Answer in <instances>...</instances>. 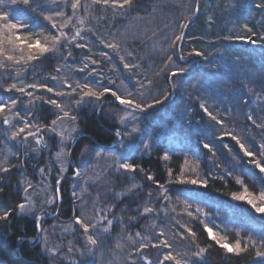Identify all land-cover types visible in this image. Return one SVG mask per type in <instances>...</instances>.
<instances>
[{
	"label": "trees",
	"instance_id": "trees-1",
	"mask_svg": "<svg viewBox=\"0 0 264 264\" xmlns=\"http://www.w3.org/2000/svg\"><path fill=\"white\" fill-rule=\"evenodd\" d=\"M176 1L133 0V4L124 9L113 8L110 4L104 8L106 10L104 22H102L104 28L100 25L98 27L100 29L95 32H91L88 25L84 28V34L86 33V38H89L84 40L85 42L77 38L68 45L61 44L58 49L38 56V59L33 63L31 60H27L26 56L21 60L17 70L22 75V81H25L27 85L31 83L51 87L53 92L46 91L45 87L35 88L34 101L30 103L32 105L26 112L17 114L21 119L27 118L36 131L40 129L36 133L44 138V143L47 146L42 150H37L36 153H31L32 148L19 149L16 142L10 146V155L6 162L7 165L4 167L8 171L0 172V216L8 213L6 220H0V263L47 264L41 255L40 245L36 238L37 225H40L39 229L42 231L44 227H49L53 221L67 223L77 216V210L72 205L68 191L71 184L70 179H59V183H57L58 171L54 168L52 152L49 151L48 155L45 154L46 149L51 150L58 143L51 129L55 125L52 124V121L56 120L57 122L59 118L56 107L51 103H45V101L55 99L58 102V95H55L57 91L66 93L72 91L73 88V92L79 96L70 102L72 107H69L71 112L69 117H75L71 122L75 125L80 136H83L77 140L71 151L70 157L73 160H76L83 147L91 148L101 154H108L113 150L117 152L116 146H114L118 142L115 132L119 127L113 120L105 118L104 107L99 112L103 101L99 102L90 97L79 105L75 101L80 100L83 91L87 90L83 88L85 84L94 91H103L106 85L101 82L104 79H100V81L97 79L103 73L106 74L108 80L109 76H124L122 69L125 62L136 64L138 68L140 65L143 67L139 68L138 77H136L134 67L131 68L138 83L143 84V80H146L147 83L151 81L150 85L144 84V87L147 85L146 91L150 96L148 99L141 100L142 104L146 107L150 104V100L154 104L156 100H162L160 106L155 104L156 106L149 108L148 111L138 114V117L154 119L163 116L158 120L164 121L165 119L166 122L175 117L173 105H162L168 100L171 93L169 85L171 74L166 71L168 65L160 53L152 55V52L148 51L149 43H145L142 41L143 39L132 37L131 40L124 39L121 41L122 44L117 45V49L122 48L125 53H117L115 57H108L109 62L104 63L103 58H106L109 51L106 50L108 53H105V47L100 48L99 42L106 43V34L114 35L117 31L120 34L123 32L125 22L136 19L148 23H145L148 29L144 28V32L147 30L145 38L157 34L159 29L167 28L170 19L176 23L173 25L178 28L181 16L178 15L180 10L177 11V7H175ZM184 2L183 4L180 0V4H183L185 8L187 4L191 5L190 14L194 13L195 0H184ZM227 2L231 4L232 10L229 15L223 16H226L225 18L230 22L238 20L236 28L240 32V36L250 37L255 43H246L244 40L230 38L228 26L224 24H222L223 26L218 25V30L211 27L210 32L206 33L205 26L198 23V32L194 31L195 34L191 35L189 32L193 30L194 24H192L185 36L187 38L194 36L192 40L196 39L190 41V45L196 49L198 47L205 49V53L210 57H208L207 65L201 64L200 58L191 59L190 63L197 60L198 67L200 64L202 69L204 66L212 69L196 72L198 69L196 68V73L193 72L188 76V79L192 80V84H196L189 88L187 100L181 101L178 105L179 110H181L180 108L184 109V116L188 119L185 127L177 129V135L182 138V145L174 151H168L164 143L160 142L151 148L152 150L147 156L120 153L123 161L134 166L136 170L127 173L121 172L120 175L123 176H111L109 172L106 175L114 182L112 187L105 188L108 191L111 190L106 194V203L110 205L112 213L119 216L127 228L132 229L131 232L137 230L144 233L150 221L146 217L148 213H143L145 208H152L151 215L157 210L167 212L166 220L161 226L175 234L171 236V240L176 244L172 243L169 238L161 239L167 245H176L173 246L177 250L174 251L175 255H182V251L190 254L189 256L192 257L188 264H259L260 260L255 255L257 248L253 247V241L257 247L264 244V241L261 240V237L264 236V214L256 213L245 201L232 198L234 193L243 194L245 189L254 198L264 195V173L256 168V163H260L264 167V154H262L264 149L261 148V145H264V103L260 101V97H264V40L259 39L264 36V19L258 20L264 16V8L257 7L258 4H264V0H218V4L213 5L214 11H220L222 5L227 6ZM5 4L8 6L7 9L1 6ZM46 5L47 1L42 2L41 0H29L27 6L23 4V0H17L16 4H12L11 0H0V11L9 14L11 17L9 22H23L25 27L22 30H17L16 34L30 35L33 36L32 39L45 34L44 39L42 38L43 41L50 37L53 38L56 34L43 20ZM92 5L93 2L87 11H91L92 8H100L96 4L94 7ZM110 21L113 23L111 28L105 30L109 27ZM245 26L250 28L251 32L246 31ZM41 29L43 30L40 31ZM182 30L179 26V34ZM109 36L111 35L108 34L107 37ZM155 37L157 38L156 35ZM184 40L180 50V55L183 57L188 52L187 43ZM77 44H84L86 47L78 48ZM145 45L149 47L148 53L145 51V55L142 56ZM172 45L174 54L177 55L178 41ZM25 50H27L26 47ZM18 53L19 51H15L11 55L19 57ZM118 55L124 57L123 62L121 59L119 60ZM178 62L184 63L179 60ZM95 70L98 75L92 73ZM113 70H116L117 75L111 74ZM149 72H153L151 77H147ZM199 72H202L201 76H199ZM196 74L198 80L195 79ZM252 75L254 76L252 77ZM178 78L181 77H172L171 85H175L174 82ZM1 81L3 79H0ZM56 81L59 83L56 84ZM62 81H65L66 84H60ZM259 84L262 86L261 89ZM124 86L126 87L125 84ZM104 98L106 101H111L109 95H104ZM12 100L15 99H9L10 102ZM0 102L3 101L0 100ZM59 103H61L60 100ZM174 103L176 105V102ZM202 104L211 113V116L205 114L201 107ZM108 107L124 111L117 106L108 105ZM14 114H16L15 111ZM167 116L171 119L166 118ZM212 116H215L216 120L221 123L213 120ZM13 127L16 128V123ZM3 128L4 126L0 125V138L5 140L6 135L4 136L2 132ZM233 135L240 143L231 138ZM205 144H208L211 150L206 149ZM241 144L244 145L245 150L252 152V156L244 155ZM165 156L167 159H164ZM32 165L35 166V169H42V174L50 172L49 182L54 186L56 198L57 193L60 198V209L58 207V212L55 210L53 212L55 217L48 219L47 215L42 214L39 216L41 219L39 222L36 218L18 214V205L23 203L24 180L36 182ZM149 175L153 177L152 180L148 179ZM191 179L206 182V186H200L199 183L197 185L180 183L182 180ZM237 180L241 183H237ZM117 195H120L118 200ZM149 197H151L150 203L147 202ZM201 206L210 212V215L211 210L215 211V215L212 212V220H215L213 223L219 228L225 229L230 226L229 224L246 226V229L244 228L246 233L241 238L239 236L238 239H240L242 247V239H248L250 243L248 251L241 252L239 255L227 253L212 240L205 231L206 228H212L210 223L206 224L199 220L192 212ZM133 209L138 210L137 214H134ZM182 209L189 213L184 228L179 226V214ZM227 215L231 217L228 221L224 218ZM129 219L137 221L135 227H131L133 226L132 222L129 225ZM159 222L161 223V220ZM115 228L118 229V226L114 224L113 229ZM180 232H183V236L178 234ZM144 236L147 235L144 234ZM225 236L229 240V244H234L237 241L233 234ZM152 244L148 250L142 253L149 261L152 260L156 251ZM75 246L82 247L79 242H76ZM201 248L204 249L203 254L199 257L194 256L193 254ZM151 249L152 255H150Z\"/></svg>",
	"mask_w": 264,
	"mask_h": 264
},
{
	"label": "rangeland",
	"instance_id": "rangeland-1",
	"mask_svg": "<svg viewBox=\"0 0 264 264\" xmlns=\"http://www.w3.org/2000/svg\"><path fill=\"white\" fill-rule=\"evenodd\" d=\"M41 1H47V5L43 14V20L56 34L53 38L50 37L47 40L45 39L43 41L42 38L45 37V34L41 35L40 37L38 36V39H32L33 36H27L26 34H17L21 36L22 44L34 43L36 40H39L42 46L51 48L53 46V41L56 40L57 37H59V40L56 42L54 48V50H56V48L58 49L61 44L68 45V38L75 36L77 32L80 33V36L77 38L81 39L83 42H85L84 40H88L89 38H86L85 36L86 33L84 34L83 32L84 28L87 25L88 27H90L91 32H95L97 31V29H100L98 28L100 25L103 27L102 22H104V13L106 11L104 10V8H106L107 6L96 4L97 7L100 8H92L91 11H87V9L91 8L90 4L92 3V0H78V7L75 10L72 9L71 5L73 3H77V0ZM196 1L197 0H195V5L193 7L194 10ZM183 2L184 0H181V3ZM183 4H180V0H177L175 3V7H177V11L180 10V13L178 14L181 16L180 24L183 23L186 25L187 21H189L193 17L194 13L190 14L192 10L191 5L188 6L187 4L188 8H185ZM215 4H218V0H199L198 13L195 21L192 23L195 27L193 26V30H191L189 33L191 35H194V31L198 32V23L201 26H205L204 31L206 33L210 32L211 27L212 29L216 28L218 30V25L223 26L222 24H224L228 26L229 36H231L230 38L237 39V37H240V32L237 31L236 28V22L238 20H233L232 22H230L225 18L226 16H223L225 14L229 15L232 10L230 6L231 4H228L227 2L228 8L226 5H222V11H214L213 5ZM1 6L6 7V9L8 8L6 4ZM92 6L94 7L95 4H93ZM46 16L50 17V19H45ZM262 19H264V16L260 17L258 20ZM146 22L147 21L141 22L139 21V19L125 22L123 24V32L119 34V31H117L116 33H114V35L108 33L111 36L107 37L108 34H106L105 38L107 39L105 40L106 43L118 45L122 44L121 41H123L124 39L131 40L132 37H137L138 39H143L142 41H145V43H149L150 46L149 49V47L145 45L143 53L141 54L142 56L145 55V51H147V49H149L148 51L152 52V55H154V53H160L162 55V58L166 60V64L168 65L166 71H169L170 74L172 72H176L177 75L175 76L181 77L175 80V85L173 84L174 86L172 85L174 95L170 102H168V97V100L166 99L167 101L162 104H170V106L173 105L172 109L175 111V117L171 119L169 116H167L166 118L171 119L168 122H166L165 119L164 121L158 120L163 116L154 119H141L140 117H138V114L142 113H134L127 110L119 111L115 108L105 106L103 108V115L106 119L113 120L119 127L115 132V136L118 142L115 143L114 146H116L115 149L117 150V152L113 150L108 154H101V152H96V150H92L91 148L83 147L79 155L76 157V160H73L70 157V150L71 148L73 149V147H75L77 142L75 141V139L79 137L80 134L77 132L75 125L72 124L71 117H64L63 111H68L70 115L71 112L69 111V107H72V104L70 102L74 100V98L76 99L79 96L77 93L73 92V87L72 91H67L66 93H64V95L57 96L58 103L59 100L61 102V109L56 108L59 118L53 126V129H51V132L53 136L56 137L58 143L55 144L54 147L51 148V150L46 149L45 154L48 155L49 151L52 152L51 158L54 161V168H56L58 171V176L56 175V177H58V180L64 178L70 179L71 184L68 191L70 199L73 203L72 205L77 210L76 217H80L83 222L89 225L88 234L97 239V245L91 246L87 244L86 235L83 232V229L80 228V225L75 224V218L71 219L70 222L67 223L53 221V223H51L49 227H44L42 231H39V236L37 238V241L40 245L41 255L43 259H45L47 264H176L177 261H179L180 264H188L190 258L192 257L189 256L190 254L184 253V251L181 252L182 255H175L174 251L177 250L176 248H173V246H176L174 244L173 246H170V244H168L167 247H165V245H161L163 244L161 243V238H169L171 240V236L175 235L174 233L166 230L161 226L162 223L166 220L165 218L167 212L163 210H157L153 212L152 215L151 213L153 210L151 212H143L144 214L148 213L146 214V217L150 219L145 232L142 233L138 232L137 230H133V232H131L132 229L127 228L126 224L122 222L119 216L112 213L110 205L106 203V194L109 191L111 192V190L108 191L105 188L112 187L114 184L112 180L106 177L107 173L109 172V175L111 176H123L120 175L121 172H129L119 167L120 163H125L120 153L126 152L135 154V156H147L152 150L151 148H153L154 145L160 142L164 143L168 151H174L180 148L183 142L182 138L177 135V129H180V127H185L188 119L184 116V109L180 108L181 110H179L178 105L181 101L187 100V93L189 91V88L193 87L196 84H192V80L190 81L188 79V76L195 72L196 68H198L196 72L199 70L206 71L212 69L207 68L206 66H204V69H202V65L200 64V67H198L197 60H194V62L190 63L191 59L200 58L201 64L207 65L208 57H210L207 53H205V49L199 47L198 49H196L194 46L190 45L189 42L195 41L196 39L195 38L194 40H192L194 36H189L190 38H187L184 35V42L187 43L186 45L188 48V52L185 53V57H183V55L174 54L175 52L172 43L173 41H175V37L181 34H179L180 25L177 28L175 25H173L176 23L172 21V19H170V23L168 24L167 28L159 29V32H157L158 35L154 34L149 38L144 37L146 36L145 32L148 30L147 25H145ZM53 24L56 25L55 28H53ZM112 24L113 23H111L110 21L108 24L109 27H107L105 30L110 29ZM191 25L187 28L186 31H188ZM144 28L147 29L145 30V32ZM42 30L43 29H41L40 31ZM137 30L138 33H136ZM61 32L64 33V36H60ZM135 33L138 35H136ZM155 35L157 36V38L155 37ZM104 44L105 42H99L100 48L104 47ZM141 45H143V43H141ZM106 50L109 51V53ZM120 50L117 48H105L104 52L108 54L107 56H105L106 58H103L104 63L109 62L108 57H115L117 56V53H125L122 48ZM31 51L32 54L37 57L36 59H38V56H42L45 54H41L36 48H32ZM148 51L146 53H148ZM199 51L202 55L196 56L194 53ZM13 52L15 51L9 48L8 51H6L5 56L11 55ZM18 54L21 55L20 52ZM27 54L28 49L24 51V56L27 57ZM5 56H0V64H3L5 67L2 69L0 68V73L2 76L0 79H3V81L0 82V100L3 101L2 103L4 105H6L5 112L0 113V125L4 126L2 132L4 133V136L6 135L5 140L0 138V172L4 171V167H6L7 165L6 162L8 160V156L10 155V146H12L13 142H16L18 148L21 150L23 148L25 149L26 147L28 149L32 148L31 153H36L37 150H42L47 146V144L44 143V138L36 133L37 131L29 122V120H27V118L21 119L17 116V114H20V112H26L27 109L32 105H30V103L34 101L33 95L36 94V89L27 87V83L25 81H22V75L17 70V67H19L21 60L19 61V63H17L16 61H8L7 59H5ZM169 57H171V59H169ZM118 58L120 60L119 55ZM36 59L31 60V62L33 63V61H35ZM178 60L184 63H179ZM120 64L122 65V63ZM181 64L184 65L182 66ZM140 67L143 68L141 65ZM139 68L135 64L134 71H136V77L139 76L137 75V73H139L140 71ZM122 70L125 74L124 76H109L110 78L108 80L106 78V74L103 73L99 78H97L99 81L100 79L105 80H102L103 82H101L106 85L104 89H109V91L105 93V96L109 95L110 100L117 101L115 97L111 95V92L115 91L117 95H119L122 99H133L137 103H140L142 106H144L141 100L148 99V97L150 96V94H147L146 91V86L149 83H147L146 80H143V85L145 83H147V85L145 87H141V83H138V80H135L131 69H125L123 67ZM111 72L112 75H117L116 70H113ZM92 73L98 75L97 70L93 71ZM198 74L199 76H201L202 72H199ZM150 75H153V72H149L147 74V77H149ZM253 76L254 75H252V77ZM196 78H198L197 74L195 79ZM58 83L59 82L56 81V84ZM12 84H16L17 87H24L25 92L21 93L15 89L11 91L4 90L5 88H9ZM60 84L64 85L66 84V82L62 81ZM124 84L126 85V87L124 86ZM260 85L261 84H259L258 86L261 89L262 86ZM129 92H131L133 95L129 96ZM27 93H30L31 95H28ZM11 98L17 101L15 105H12V101H9V99ZM86 98L89 97H84L83 100H85ZM103 98L104 96L101 97L102 100L100 101H103L104 103L106 102V100H104L105 98ZM260 98V101L264 103V97ZM174 102H176V105H174ZM149 103L152 104L153 107L156 106L155 104H157L151 103V100L149 101ZM148 110L149 108H146L145 111ZM14 111L16 112V114H14ZM5 118L9 119L8 125H5L3 123ZM26 122L30 125V127L25 129L24 133H21L15 139H13L12 133L15 132L19 127H23L24 123ZM15 123L16 128L13 127ZM29 132H34L36 133V135L28 136ZM25 137H27V140H25ZM37 138H41V142L39 145H37L35 142ZM57 153H60L59 157L57 156ZM186 163L188 164V162ZM34 167L35 166H33V168ZM46 167H48V169H51L49 166ZM41 170L42 169L38 170L34 168L36 182L30 181L28 179L24 180L25 188L22 194V200L23 204L26 206V209L28 208L29 204L31 205V210H26L25 212L21 213V210L18 208L19 215L35 219L36 217L42 216L43 214L47 215V217L49 218H53L55 217V214H53L54 210L58 212L57 210L60 206V198H56L54 186L49 182L48 175L50 174V172L42 174ZM68 172H70V174H68ZM25 189H27V191H25ZM117 196L118 200L120 198V195ZM150 199L151 197L148 198V203H150ZM255 199L258 204L264 203V201H261L259 197ZM49 201H51V203H49ZM185 209H182L179 214V226H181L182 228H184L185 222L187 221L186 217L189 215L188 211H186ZM133 210L134 214H137L138 210ZM211 211L214 213V215L216 214L214 210ZM192 212L193 215H195L199 220L206 222V224L210 223V226L212 228L208 229H211L213 234L217 238H223V242H226L228 244L229 240L226 238V234H233L236 240L240 241V239H238L239 236L241 238V236L246 233V226L242 225L232 226L233 224H229L231 227L227 226L225 229L215 226V220H212L213 213L211 212L210 215V212H208L202 206L200 208L194 209ZM224 218H226L228 221V219H230L231 217L230 215H227ZM159 219L161 220V223L159 222ZM40 220L41 219L37 220V222H39ZM109 220L112 221L111 225L108 224ZM131 222L133 224V226L131 227H135L137 221L135 219H129V225H131ZM114 224L118 226V229H113ZM105 228L108 229L107 232L104 231ZM144 234H146L147 236H144ZM178 234L183 236V232H180ZM212 240L216 242L215 239ZM171 241L172 243H175L173 242V240ZM76 242H79L82 247H76ZM245 242L250 244L248 242V239H242L243 245ZM151 243H153L152 245L158 244V247H155L156 251L154 252V254L152 252L153 248L151 249L150 255L153 254V258L151 261H149V259L143 256L142 253L143 251L149 249ZM89 249H91V251H89ZM166 255L172 256L173 259L165 260L164 257ZM259 264H261V261L259 262Z\"/></svg>",
	"mask_w": 264,
	"mask_h": 264
},
{
	"label": "snow or ice",
	"instance_id": "snow-or-ice-1",
	"mask_svg": "<svg viewBox=\"0 0 264 264\" xmlns=\"http://www.w3.org/2000/svg\"><path fill=\"white\" fill-rule=\"evenodd\" d=\"M93 4H97V5H104V6H108L109 4H111V6L113 8H120V9H124L126 7H130L133 4V0H92ZM12 4H16L17 0H11ZM23 4L24 5H28L29 4V0H23ZM72 9H76L78 7V0L77 3H73L71 5ZM257 7H261L264 8V4H258ZM60 14V13H58ZM11 19V17L9 16V14H7L4 11H0V56H5L6 51H8V49L10 48L13 51H19L21 53V55L19 57H15L13 55H6L5 59H7L8 61H16L17 63H19L20 60L25 59L24 56V49L25 47L28 49V54L26 59L27 60H34L37 57L35 55L32 54V48H36L39 50V52L41 54L43 53H47V52H51L54 50L56 42L59 40V37L56 38V40L53 41V46L50 47H46V46H42L39 40H36L34 43H23L21 42V36L16 34L17 30H22L25 25L23 24V22H9ZM45 19H50V17H45ZM56 25L53 24V28H55ZM185 27V24L181 23L180 24V28L183 29ZM245 30L248 32H251V29L248 28L247 26H245ZM60 36H64V33L61 32ZM80 36V33L77 32L75 36L68 38V42L71 43L72 40H75L77 37ZM82 38V37H81ZM182 39V34L181 35H177L175 37V41H173V43H175L176 41H180ZM237 39L240 40H244L246 43H255V41L251 40L250 37H244V36H240L237 37ZM260 40H264V36L259 37ZM7 46V47H6ZM76 47L78 48H85L86 46L84 44H77ZM105 48H109V49H116L118 46L115 44H110V43H105L104 44ZM196 56H200L202 55L200 52H195L194 53ZM69 55H71L69 53ZM102 55H104L102 53ZM121 61L123 62L124 57L121 56L120 57ZM169 59H171V57H169ZM93 63H96V61H93ZM125 69H131L133 67H135V65L130 64L125 62L123 64ZM0 67H4L3 64H0ZM85 67H87V65H85ZM81 71H83V69H81ZM172 76L177 75L176 72H172L171 73ZM53 79H56V77H53ZM149 84H151V81H148ZM27 87L29 88H37V87H45L46 91L48 92H53V89L51 87H46L44 85H36V84H28ZM77 87H80L79 85H77ZM141 87H144L143 84H141ZM83 88H86L87 91H83V95L81 97L80 100H76L75 103L77 105H79L84 97H92L95 98L96 101H100L101 97H103L105 95L106 92L109 91V89L105 88L103 89V91H94L91 87H89L87 84L83 85ZM17 90L21 93L25 92L24 87H17L16 84H12L9 88H5V91H11V90ZM28 95H31L30 93H27ZM55 95H64V93L57 91L55 93ZM111 95L115 97V99L121 104L124 105L125 107L128 108H132L138 111H145L146 108H151L153 107L152 104H148L146 107L142 106L140 103H137L135 100L133 99H122L119 95H117V93L115 91L111 92ZM129 96H132L133 94L131 92L128 93ZM166 99V97H165ZM17 103L16 100H12V105H15ZM45 103H51L52 105H54L57 109H61V105L60 103H58L55 99H52L50 101H45ZM155 103L159 104L161 103L160 100H156ZM201 107L204 109L205 114L211 116V113L208 112L207 108L202 104ZM5 108L6 105H4L2 102H0V113H4L5 112ZM63 115L64 117H68L69 113L68 111H63ZM213 120H216L215 116L211 117ZM71 119H75V117H71ZM249 119H251V117H249ZM217 123H221V121L216 120ZM3 123L5 125L9 124V119L5 118ZM56 123V120L52 121V124L54 125ZM30 125L26 122L24 123L23 127H19L15 132L12 133V138L15 139L18 135H20L21 133L25 132V129L29 128ZM40 131V129H37V132ZM36 133L34 132H29L28 136H35ZM233 140H236L237 143H240V141L237 139L236 136H232L231 137ZM25 140H27V137H25ZM36 144L39 145L41 142V138H37L36 139ZM241 150L244 152L245 156H252V152L245 150L244 145L241 144ZM147 147V146H146ZM204 147L206 149H209V145L205 144ZM227 147V146H226ZM261 148L264 149V145H261ZM262 154H264V152H262ZM57 156H60V153H57ZM164 159H167V157L165 156ZM119 167L124 169L125 171H135V167L128 164V163H120ZM256 168L259 169V171L261 173H264V167H262L260 165V163H256ZM4 171H8L7 168H4ZM193 171H195V169H193ZM78 175V173H77ZM149 180H152L153 177L151 175L148 176ZM57 183H59V180H57ZM180 183H188V184H193V185H197L198 183L200 184V186H206V182L203 181H198L196 179H191V180H187V181H180ZM237 183H241V181L237 180ZM25 191H27V189H25ZM232 198L234 200H242L245 201L247 204L251 205V207L255 210L256 213L258 214H264V203L262 204H258L256 202V199L250 194L248 193L247 189L244 190L243 194L237 195V194H233ZM259 199L261 201H264V195H261L259 197ZM49 203H51V201H49ZM19 209L21 210V213L31 210V205L29 204L28 208L26 209V206L21 203L18 205ZM145 212H151L152 209L151 208H145L144 209ZM8 217V213H5L3 216H0V220H6ZM37 220H39V217H36ZM75 224L80 225V228L83 229V232L86 235V242L88 245L91 246H96L97 245V239H95L92 235L88 234L89 233V225L86 224L85 222L82 221V219L80 217H76L75 218ZM108 224L111 225L112 221L109 220ZM37 227L39 228L40 225L38 224ZM94 227V226H93ZM105 232L108 231L107 228L104 229ZM205 231L208 232L209 237L212 239L216 240V243L225 250V252L227 253H231V254H235V255H239L241 252H246L248 251V243L245 242L243 247L241 246V243L239 241L235 242L234 244H228L226 242H223V238H217L211 229L206 228ZM191 234V233H190ZM139 235V234H138ZM261 240L264 241V236L261 237ZM161 243L165 244V247H167L168 245L164 242L161 241ZM153 247H158V245H153ZM253 247H256L257 250L255 252V255L257 258H259V260L261 261V264H264V244H262L261 246L257 247L256 243L253 241ZM71 250V249H70ZM89 251H91V249H89ZM204 252V249L201 248L199 249L198 252L194 253V256H201ZM165 260H172L173 257L170 255H166L164 257ZM176 264H180L179 261L176 262Z\"/></svg>",
	"mask_w": 264,
	"mask_h": 264
},
{
	"label": "water",
	"instance_id": "water-1",
	"mask_svg": "<svg viewBox=\"0 0 264 264\" xmlns=\"http://www.w3.org/2000/svg\"><path fill=\"white\" fill-rule=\"evenodd\" d=\"M198 3H199V0L196 1V6H195V10H194L193 17L189 21H187L185 27L183 28V30L181 32L182 39L178 42L177 55H180L181 45H182V42H183V39H184V35L186 33L187 28L195 21V18H196L197 13H198ZM172 77H174V76L171 75V77L169 79V85H170V92L171 93H170L169 101L168 102H170V100L172 99V97L174 95V92H173V89H172V85H171V78ZM108 105L117 106V107H119V108H121L123 110L131 111V112H134V113H144L145 112V111L144 112H141V111H138V110H135V109H132V108L125 107L124 105H121L119 102L113 101V100L106 101V102L102 103V105H100V107H99V111H100L101 108H103L105 106H108ZM82 137L83 136L77 137L75 139V141H77L78 139H81ZM75 141H74V143H75ZM71 151H72V148L70 150V153H71ZM57 198H59V194L58 193H57ZM48 219H50V218H48ZM39 231H40V229L37 227L36 238H38V236H39Z\"/></svg>",
	"mask_w": 264,
	"mask_h": 264
}]
</instances>
